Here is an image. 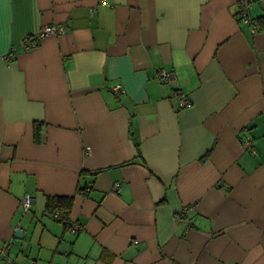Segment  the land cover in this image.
Instances as JSON below:
<instances>
[{"label":"crops","instance_id":"0c3cea01","mask_svg":"<svg viewBox=\"0 0 264 264\" xmlns=\"http://www.w3.org/2000/svg\"><path fill=\"white\" fill-rule=\"evenodd\" d=\"M238 1L0 0V264H264V0L254 33Z\"/></svg>","mask_w":264,"mask_h":264},{"label":"built area","instance_id":"2783aa9c","mask_svg":"<svg viewBox=\"0 0 264 264\" xmlns=\"http://www.w3.org/2000/svg\"><path fill=\"white\" fill-rule=\"evenodd\" d=\"M254 1L255 0H239L237 2V11L235 14V17L238 21H243L249 25L250 31L252 33H254L259 28V24L255 21H253L250 17V8H251L252 3ZM259 1L260 0H258V2ZM64 30H65V27L61 26V25H55V24L44 25L40 28L38 34L35 37H32V38L26 37L24 39L25 48L28 49L30 47L35 46L38 43L39 38L44 36V35L62 33ZM157 78L161 82H167V83H171L174 80L173 74L165 68H161L157 71ZM117 87H118V85L115 86V88H117ZM177 97L179 100V104L181 106L187 105L188 102H187L185 95L183 93L177 94ZM118 185L119 184L117 182H115L114 187L117 188ZM34 201H35V198L33 195H31L29 193H25L20 200V206H21L22 210L23 211L28 210ZM185 209H186V207H184L183 210L180 212V214H179L180 217L183 216ZM71 227L73 229H76L77 225L75 223H72ZM11 247H12V242L10 240L2 242L0 244V254L4 257L8 258L7 254H8V251L11 249ZM25 264H34V261L31 260Z\"/></svg>","mask_w":264,"mask_h":264},{"label":"trees","instance_id":"16d2710c","mask_svg":"<svg viewBox=\"0 0 264 264\" xmlns=\"http://www.w3.org/2000/svg\"><path fill=\"white\" fill-rule=\"evenodd\" d=\"M92 175L97 173V170L89 172ZM80 188L77 189V191ZM72 203V196H46L45 213L52 218L61 221L66 227H71L72 222L69 220V209Z\"/></svg>","mask_w":264,"mask_h":264},{"label":"water","instance_id":"95a60500","mask_svg":"<svg viewBox=\"0 0 264 264\" xmlns=\"http://www.w3.org/2000/svg\"><path fill=\"white\" fill-rule=\"evenodd\" d=\"M23 234V227L22 226H17L14 230V235L17 237V238H20Z\"/></svg>","mask_w":264,"mask_h":264}]
</instances>
